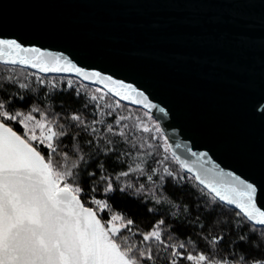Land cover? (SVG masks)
<instances>
[{"label": "snow or ice", "instance_id": "snow-or-ice-1", "mask_svg": "<svg viewBox=\"0 0 264 264\" xmlns=\"http://www.w3.org/2000/svg\"><path fill=\"white\" fill-rule=\"evenodd\" d=\"M228 8L208 25L229 32L208 35L258 56L259 80L233 86L264 128V0ZM110 60L88 40L0 12V264H264V135L258 163H243L242 145L208 142L185 108L207 151L172 143L160 121L180 97L154 103L165 82H127ZM216 152L234 153L239 174Z\"/></svg>", "mask_w": 264, "mask_h": 264}, {"label": "water", "instance_id": "water-1", "mask_svg": "<svg viewBox=\"0 0 264 264\" xmlns=\"http://www.w3.org/2000/svg\"><path fill=\"white\" fill-rule=\"evenodd\" d=\"M244 0H0V12L9 19L26 16L55 32L68 33L93 43L110 54L117 78L127 77L143 86L145 82H165L154 91L153 102L181 103L161 119L170 142L193 144L195 151H207L210 143L243 146V163H258L264 128L249 120L239 101L246 90L233 86L241 76L259 80L257 55H248L244 46L224 35L226 25L210 28L229 12V5ZM207 4L205 7L203 5ZM52 50L65 47L51 40ZM134 107V106H131ZM187 108L193 124L205 138L195 136L184 115ZM154 116L159 117L158 112ZM182 152V150H180ZM213 154V153H210ZM229 155L216 152L222 167L236 165ZM228 170H233L229 167ZM237 174L239 166L236 165Z\"/></svg>", "mask_w": 264, "mask_h": 264}, {"label": "trees", "instance_id": "trees-1", "mask_svg": "<svg viewBox=\"0 0 264 264\" xmlns=\"http://www.w3.org/2000/svg\"><path fill=\"white\" fill-rule=\"evenodd\" d=\"M179 192H180V190H176V192L174 194L175 195H179ZM125 206H126V202H122V201H119V200L116 201V207L117 208L125 207ZM150 219H151V217H145V219H144V225H147Z\"/></svg>", "mask_w": 264, "mask_h": 264}, {"label": "rangeland", "instance_id": "rangeland-1", "mask_svg": "<svg viewBox=\"0 0 264 264\" xmlns=\"http://www.w3.org/2000/svg\"><path fill=\"white\" fill-rule=\"evenodd\" d=\"M131 107V106H130Z\"/></svg>", "mask_w": 264, "mask_h": 264}]
</instances>
